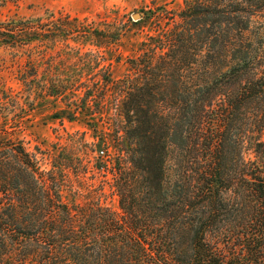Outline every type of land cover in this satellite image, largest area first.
Returning <instances> with one entry per match:
<instances>
[{"label": "trees", "instance_id": "16d2710c", "mask_svg": "<svg viewBox=\"0 0 264 264\" xmlns=\"http://www.w3.org/2000/svg\"><path fill=\"white\" fill-rule=\"evenodd\" d=\"M182 1L177 14H148L160 28L116 84L96 72L99 58L53 65L45 55L48 45L99 54L122 32L88 27L73 38L76 21L0 23V47L30 48L24 65L16 62L25 92L81 110L113 104L115 114L104 115L120 209L65 201L66 165L42 170L34 154L2 139L0 264H264V0ZM111 87L115 97L106 96ZM0 94L6 124L27 103ZM69 167L77 179L85 173Z\"/></svg>", "mask_w": 264, "mask_h": 264}, {"label": "rangeland", "instance_id": "374dc122", "mask_svg": "<svg viewBox=\"0 0 264 264\" xmlns=\"http://www.w3.org/2000/svg\"><path fill=\"white\" fill-rule=\"evenodd\" d=\"M158 8L177 14L183 8V1L0 0V23L12 24L16 21L26 22L42 18L44 24L59 27L67 22L74 24L73 21H76L73 38L83 32V28L88 27L101 31L122 32L123 36L117 44L111 45L99 54L89 45L81 50L79 56L58 53L61 51L59 47L52 49L48 45L45 55L46 62L53 65L62 61L77 66L81 60L93 61L99 58L104 61V67H99L96 72L99 73L103 68L100 75L110 76L111 81L116 84L129 75L128 60L142 56V43L148 36L155 35V31L160 28L158 18L148 15L150 12H156ZM69 43L82 48L81 41L78 42L80 45L71 41ZM27 49L17 53L14 49L0 47V92H5L14 99L18 95L17 100H20L21 104L25 101L27 103L24 112L15 110L8 116L6 124L0 123V140H12L28 153L34 154L42 170H52V166L58 163L66 165L67 167L62 166L61 172L73 181V189H70L71 184L63 189L65 201L70 202L75 198V202L83 208L97 202L102 207L120 214L110 169L117 157V151L112 145L109 123L104 115L115 114L113 104H109L108 107L103 105V110L96 111L92 105L88 107L89 109L81 110L74 106L68 108L66 106L68 103L60 98L25 92L17 77L16 62L24 65L28 60ZM90 50L92 55L86 56ZM37 58L36 55L33 57L35 61ZM109 64L110 67H107ZM76 66L72 69L77 70ZM44 67H47V63L45 66L41 65L42 69ZM51 72L53 73L49 71V74H52ZM83 80L87 81L88 78L83 77ZM112 89L111 87L107 90V97H115ZM66 114H72L73 119L71 121L67 119ZM102 116H105L104 119H100ZM101 136L103 140L105 139V144H99ZM61 152L68 154H62L59 159ZM73 165H77L79 171L84 168L85 173L78 179L73 174V169L69 167ZM75 191H78L79 195Z\"/></svg>", "mask_w": 264, "mask_h": 264}]
</instances>
